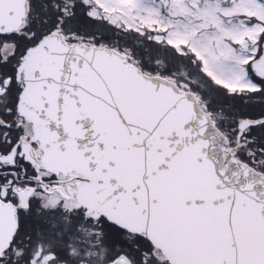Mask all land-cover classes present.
Listing matches in <instances>:
<instances>
[{
	"label": "snow or ice",
	"instance_id": "1",
	"mask_svg": "<svg viewBox=\"0 0 264 264\" xmlns=\"http://www.w3.org/2000/svg\"><path fill=\"white\" fill-rule=\"evenodd\" d=\"M0 264H264V0H0Z\"/></svg>",
	"mask_w": 264,
	"mask_h": 264
},
{
	"label": "flooded vegetation",
	"instance_id": "2",
	"mask_svg": "<svg viewBox=\"0 0 264 264\" xmlns=\"http://www.w3.org/2000/svg\"><path fill=\"white\" fill-rule=\"evenodd\" d=\"M114 39L116 40V41H119V42H121V43H123V42H125V41H127V39L126 38H124V39H122L121 40V35H119V36H115L114 37ZM190 70V66L189 65H187V64H177L176 65V71L179 73V72H181V71H189ZM196 86H202V87H205V88H207L208 87V85L206 84V83H204V82H202V81H198V83H197V85ZM225 103H226V101H225Z\"/></svg>",
	"mask_w": 264,
	"mask_h": 264
}]
</instances>
